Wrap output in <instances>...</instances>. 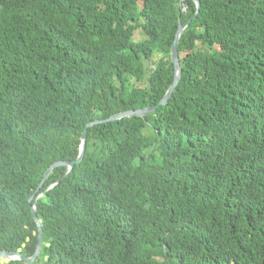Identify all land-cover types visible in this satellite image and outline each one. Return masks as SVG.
<instances>
[{"label": "trees", "instance_id": "obj_1", "mask_svg": "<svg viewBox=\"0 0 264 264\" xmlns=\"http://www.w3.org/2000/svg\"><path fill=\"white\" fill-rule=\"evenodd\" d=\"M198 2L167 104L87 128L39 189L87 124L158 104L196 6L0 0V251L34 254L36 204L34 264H264V0Z\"/></svg>", "mask_w": 264, "mask_h": 264}, {"label": "water", "instance_id": "obj_2", "mask_svg": "<svg viewBox=\"0 0 264 264\" xmlns=\"http://www.w3.org/2000/svg\"><path fill=\"white\" fill-rule=\"evenodd\" d=\"M184 1L185 0H179L180 5ZM191 1L196 6V12H195L194 16L191 19H189L188 21H186L185 23L181 22V18L178 19V29H177L175 40L172 43L171 53H170L171 61L173 63V67H174V79H173V83L169 86L168 90L166 91L164 97L155 106L145 107L142 109H138L136 111L121 112V113H118L112 117L105 119V120H98V121L87 124L86 129L84 130V132L81 136V144H80L78 158L73 162L67 161V162L54 163L46 171L45 176L39 185V189L43 186L44 181L47 179L48 175L50 174V172L54 168L60 167V166H65L68 169L67 173H69L72 170V168L75 166V164L80 163L82 161L83 156H84L85 146H86L87 128H90L94 125L101 124V123H106V122L109 123V122H113V121H118V120H121L124 118H129V119L134 118V117L144 118L145 116L152 114L159 106H164L167 104V102L170 99V97L172 96V94H173V92H174V90H175V88L179 82L180 76H181L180 63H179V57H178L179 38H180L181 34L183 33V31L185 30V28L190 24V22L193 19L196 18L197 14L199 12L198 0H191ZM185 11H186V9L184 8L183 12H185ZM53 186H50L48 188V190L51 189ZM32 199H33V197L29 199V202H31ZM31 213H32L33 220L35 221L36 226H37V232H34V235H37V246H36V250H35L34 254L31 257H26L24 254H22V249H18L17 251H14V252L0 251V264H8L11 261H22V262H25L26 264H34L35 260L37 259L38 255L40 253L41 247H42V224H41V220L36 215V204H34L32 206Z\"/></svg>", "mask_w": 264, "mask_h": 264}, {"label": "rangeland", "instance_id": "obj_3", "mask_svg": "<svg viewBox=\"0 0 264 264\" xmlns=\"http://www.w3.org/2000/svg\"><path fill=\"white\" fill-rule=\"evenodd\" d=\"M142 38H143L142 33L137 32V33L134 35V41H135V42L141 40Z\"/></svg>", "mask_w": 264, "mask_h": 264}]
</instances>
